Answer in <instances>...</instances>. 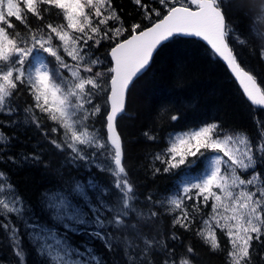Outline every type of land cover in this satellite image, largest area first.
Segmentation results:
<instances>
[{
    "label": "snow or ice",
    "instance_id": "1",
    "mask_svg": "<svg viewBox=\"0 0 264 264\" xmlns=\"http://www.w3.org/2000/svg\"><path fill=\"white\" fill-rule=\"evenodd\" d=\"M134 5V16L126 19L113 0H0V163L39 168L51 177L28 197L0 170L7 182V188L0 184V243L11 249L12 264H30L33 256L34 264H107L96 241L120 253L123 264H193L195 249L183 243V233L222 249L225 264H253L254 244L264 247V121L256 119L254 142L216 118L193 117L196 123L184 128L192 100L164 108L166 120L156 134L144 135L159 145L151 155L153 179L174 177L165 195L137 191L119 131L136 81L173 43L204 45L209 59L224 64L238 94L254 109L264 108V83L242 62L237 46L247 40L237 31L240 24L230 22L233 7L248 5L244 0H134ZM251 8L264 24V0H254ZM259 54L264 59V45ZM164 127L172 131L160 135ZM4 128H34L61 162L52 169L35 149L9 155L19 137L6 135ZM161 209L171 214V226L157 239L150 235V221L159 219ZM41 213L52 226L40 222ZM73 237L86 239L74 243ZM177 241L184 255L177 253ZM257 254L264 261V251Z\"/></svg>",
    "mask_w": 264,
    "mask_h": 264
},
{
    "label": "trees",
    "instance_id": "2",
    "mask_svg": "<svg viewBox=\"0 0 264 264\" xmlns=\"http://www.w3.org/2000/svg\"><path fill=\"white\" fill-rule=\"evenodd\" d=\"M113 2L126 19L134 16L136 12L134 0H113ZM239 2L240 0H233V4ZM253 2L254 0H244L248 6L242 10L233 7L230 22L233 25L240 24L237 31H242V38L247 40L246 45L237 46L242 62L260 82L264 83V59L259 54L260 47L264 45V24L256 22V12L251 8ZM255 2L259 3V0ZM135 19L138 20L139 17L136 16ZM257 31L261 35H257ZM106 47L107 45L102 46L97 55L104 53ZM23 100L24 98L21 97L18 101L22 108L26 106ZM188 100L194 101L195 107L186 109L189 118L181 121L184 128L196 123L193 117L202 120L216 118L230 132L243 130L254 142L258 139L256 119L264 121V109H254L238 94L237 85L231 81L224 64L209 59L204 45L173 43L160 51L147 73L136 81L129 95L127 115L120 119L119 131L122 133L126 146V164L129 165L130 175L137 185L138 192L146 194L157 191L161 195L169 193L174 177L157 176L153 179L149 171L151 155L159 150V145L149 141L144 133L156 134L157 128L166 120L164 108L181 107ZM128 116L135 117V119H128ZM2 119L7 122L9 118L3 117ZM176 130L182 129L177 127ZM169 131L172 129L164 127L160 135ZM4 132L6 135L15 132L19 137V140L11 142L15 147L11 149L9 155H16L20 151L32 152L35 149L37 152H44V160L51 161L52 169H55L61 162V157L53 154L50 145L34 128H28L26 131L24 128L18 130L4 128ZM0 170L6 171L10 175L11 182L28 197H33L37 189L51 179L42 174V169L18 168L12 163H0ZM260 170L264 171V169ZM93 174L107 183V177L103 173L94 169ZM0 184H4L7 188V182L2 178H0ZM140 199L143 200V196ZM135 206L145 213L148 211L140 204ZM161 213L159 219L150 221L153 225L150 235L157 239H162L168 234L171 226V214L166 213L164 209H161ZM40 222L52 226L48 216L43 213L40 214ZM182 232L183 230H177V234ZM2 235L3 233L0 232V236ZM181 238L185 245L190 243L195 249L193 264H225V253L222 249L212 250L191 233H183ZM82 239L86 238L73 237V242L79 243ZM137 243L135 239L132 240L133 248ZM176 245L177 253L184 255L185 249L180 246L179 241ZM95 249L97 253L103 255L107 264H113V260L123 264L120 253H109L99 241L95 242ZM253 249V264L264 263L257 254L264 251V247L254 244ZM29 260L30 264H34L35 257H30ZM0 261L5 264H12L13 261L11 249L6 247V242L0 243Z\"/></svg>",
    "mask_w": 264,
    "mask_h": 264
},
{
    "label": "rangeland",
    "instance_id": "3",
    "mask_svg": "<svg viewBox=\"0 0 264 264\" xmlns=\"http://www.w3.org/2000/svg\"><path fill=\"white\" fill-rule=\"evenodd\" d=\"M41 223H42V222H41ZM259 264H264V263L260 262Z\"/></svg>",
    "mask_w": 264,
    "mask_h": 264
}]
</instances>
